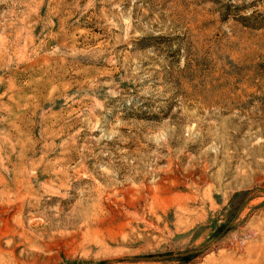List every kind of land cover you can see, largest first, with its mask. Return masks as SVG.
Instances as JSON below:
<instances>
[{
    "label": "rangeland",
    "instance_id": "obj_1",
    "mask_svg": "<svg viewBox=\"0 0 264 264\" xmlns=\"http://www.w3.org/2000/svg\"><path fill=\"white\" fill-rule=\"evenodd\" d=\"M0 264H264V0H0Z\"/></svg>",
    "mask_w": 264,
    "mask_h": 264
}]
</instances>
